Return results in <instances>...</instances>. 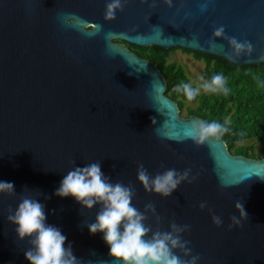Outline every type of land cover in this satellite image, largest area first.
<instances>
[{
  "label": "water",
  "instance_id": "1",
  "mask_svg": "<svg viewBox=\"0 0 264 264\" xmlns=\"http://www.w3.org/2000/svg\"><path fill=\"white\" fill-rule=\"evenodd\" d=\"M205 2L173 0L168 8L156 0L150 8L151 0H127L106 21L107 0H0V181L13 182L16 190L15 196L0 194V264H29L28 241L18 240L7 221L21 195L45 204L47 222L62 230L81 264H119L108 255L103 234L88 232L99 205L85 210L72 197L54 195L73 161L80 167L100 161L111 182L131 184L133 204L141 211L154 204L161 230L172 221L189 225L182 235L192 255L200 256L197 264H264V180L257 177L264 176V158L233 155L221 138L196 147L164 135L182 137L183 126L200 118L181 116L157 66L124 45L183 49L241 66L264 63V0H207L201 11ZM67 14L84 26L65 25ZM220 26L228 37L248 41L252 52L231 55L220 38L209 47L205 42ZM173 117L174 129L161 127ZM141 163L152 175L190 168L196 179L162 198L138 183ZM221 181L230 187L221 189ZM237 201L249 219L229 230ZM208 208L222 218L220 227ZM147 223L157 228L155 217Z\"/></svg>",
  "mask_w": 264,
  "mask_h": 264
},
{
  "label": "clouds",
  "instance_id": "2",
  "mask_svg": "<svg viewBox=\"0 0 264 264\" xmlns=\"http://www.w3.org/2000/svg\"><path fill=\"white\" fill-rule=\"evenodd\" d=\"M145 2L146 0H140L142 4ZM126 3L127 0H107L104 20H114L116 13L123 11ZM163 4L172 8L173 0H163ZM149 7H156V0H151ZM207 7L206 0L201 5V11L206 10ZM187 15L188 13H185V16ZM63 23L78 29L84 26L74 14L65 15ZM92 27L95 31H100L97 25ZM135 30V27L131 29V31ZM112 36L113 34L109 32L106 34V39L110 40ZM216 38L226 40L233 49L230 54L234 56L245 52L251 53L253 50L248 41H238L235 37L225 35L223 26L215 28L212 37L205 43L214 48L217 46L214 43ZM112 47L114 46L110 43L109 48ZM225 83V78L221 74H216L210 82L203 83L201 87L206 92H223L227 95L229 90L225 87ZM153 88L159 91L158 84H154ZM180 91L191 101L199 94L200 88H193L191 84L183 83L177 86V92ZM174 121L175 117L171 120L166 119L161 127L172 130L176 127ZM152 124H156L155 118H152ZM227 131V127L217 122L206 123L204 120L192 119L183 126L182 137L172 131L164 135L169 139H176L177 142L190 140L196 147H200L206 143L219 141ZM155 134L161 136V128H155ZM72 163L73 167L60 181L54 195L60 198L72 197L85 210H91L99 205L95 221L86 226L90 235L103 234L111 258L119 264H197L200 256L192 255L190 241L184 239L182 235L190 230L189 225H178L172 221L167 231L161 230L159 228L161 217L156 214L154 204L151 202L146 204L143 211L133 204L136 191L131 184L111 182L110 177L102 171L100 161L85 164L83 167L76 166L74 161ZM257 177L264 180V176ZM136 179L145 193L168 198L182 183L191 184L196 176L191 175L190 168L183 172L171 168L152 175L141 163L137 166ZM220 187L224 189L230 185L221 181ZM0 194L15 196L14 183L0 181ZM49 198L45 196V199ZM198 207L204 210L207 204L201 202ZM234 208L238 216L229 217L231 221L228 225L229 230L233 226L241 227L242 222L249 219L243 202L237 201ZM207 210L211 215L212 223L220 227L223 223L222 218L215 215L213 209ZM7 211V221L15 225L17 239L28 241L29 247L24 251V257L29 264H81L73 253L71 243L66 244L67 237L62 230L47 222L45 204L40 200L32 195H21L15 211L12 208ZM149 216L155 217L157 224L155 230L147 223Z\"/></svg>",
  "mask_w": 264,
  "mask_h": 264
},
{
  "label": "trees",
  "instance_id": "3",
  "mask_svg": "<svg viewBox=\"0 0 264 264\" xmlns=\"http://www.w3.org/2000/svg\"><path fill=\"white\" fill-rule=\"evenodd\" d=\"M124 45L157 66L166 82L165 94L177 104L181 116L196 115L206 123L217 122L227 127L228 131L221 139L233 155L264 158V63L258 66H241L210 55L179 49L203 61L202 79L205 82H210L214 75L221 74L226 81L225 87L229 90L227 95L223 92L199 91V94L189 101L182 91L177 92V86L190 84V78L184 68L170 61L171 54L177 48L163 50L157 47L141 48L126 43ZM192 87L197 88L195 85ZM250 139L262 144L260 152H255L253 144H241Z\"/></svg>",
  "mask_w": 264,
  "mask_h": 264
},
{
  "label": "rangeland",
  "instance_id": "4",
  "mask_svg": "<svg viewBox=\"0 0 264 264\" xmlns=\"http://www.w3.org/2000/svg\"><path fill=\"white\" fill-rule=\"evenodd\" d=\"M170 61L176 62L180 64L186 74L190 78V84L197 86V88H200V92H204L205 90L201 87L205 81L202 79V72L204 69V63L202 60H198L194 58V56L190 53L183 52L179 49L174 51L171 54ZM185 113V112H184ZM184 117V116H183ZM241 144L244 145H254L255 152H260L262 144L254 139L247 140Z\"/></svg>",
  "mask_w": 264,
  "mask_h": 264
},
{
  "label": "flooded vegetation",
  "instance_id": "5",
  "mask_svg": "<svg viewBox=\"0 0 264 264\" xmlns=\"http://www.w3.org/2000/svg\"><path fill=\"white\" fill-rule=\"evenodd\" d=\"M140 57V56H139Z\"/></svg>",
  "mask_w": 264,
  "mask_h": 264
}]
</instances>
